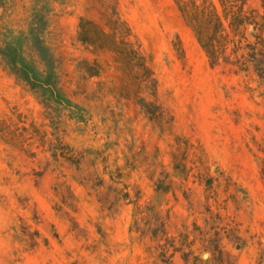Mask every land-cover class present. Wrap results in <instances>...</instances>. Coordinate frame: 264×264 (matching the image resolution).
I'll return each mask as SVG.
<instances>
[{
    "label": "rangeland",
    "instance_id": "rangeland-1",
    "mask_svg": "<svg viewBox=\"0 0 264 264\" xmlns=\"http://www.w3.org/2000/svg\"><path fill=\"white\" fill-rule=\"evenodd\" d=\"M192 3L0 0V264H264V32Z\"/></svg>",
    "mask_w": 264,
    "mask_h": 264
},
{
    "label": "trees",
    "instance_id": "trees-1",
    "mask_svg": "<svg viewBox=\"0 0 264 264\" xmlns=\"http://www.w3.org/2000/svg\"><path fill=\"white\" fill-rule=\"evenodd\" d=\"M238 1H240L239 5L236 3ZM246 1L219 0L222 15L212 4L192 3L190 6L185 5L182 8V13L191 23L196 39L205 52L210 65H215L218 58L223 56L229 43L234 42V37H238L240 40L244 39L243 35L248 27L252 26L253 30H258L261 34L264 32V16L258 15L254 10H245ZM256 15L260 21L257 20ZM254 37L258 41L252 45H246L245 48L249 49L250 57L253 60L260 58L261 61L256 60V62H260L257 69H264V38L261 35H254ZM260 75H264V73H260Z\"/></svg>",
    "mask_w": 264,
    "mask_h": 264
}]
</instances>
